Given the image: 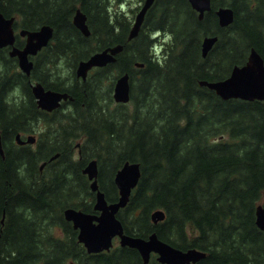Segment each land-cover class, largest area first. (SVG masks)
Listing matches in <instances>:
<instances>
[{
  "label": "trees",
  "instance_id": "1",
  "mask_svg": "<svg viewBox=\"0 0 264 264\" xmlns=\"http://www.w3.org/2000/svg\"><path fill=\"white\" fill-rule=\"evenodd\" d=\"M122 1L0 0L4 14L16 16V29L54 27L30 75L7 47L0 48V119L15 116L26 128L32 117L43 119L35 159L47 161L43 170L33 168L35 184L20 175V214L0 249V264H165L155 254L145 263L128 245L88 252L79 241L64 209L98 212L83 172L91 158H97L99 187L109 201L119 197L114 177L122 164H140L139 182L118 212L127 233L147 237L156 231L181 249L205 250L193 264H264V231L256 224V207L264 200V99H224L200 84L227 77L247 62L252 47L264 57V0H212L202 19L189 0H156L130 40L132 21L114 4ZM224 4L235 12L228 26L219 24L215 12ZM79 6L88 36L73 22ZM205 35L218 39L203 56ZM23 42L18 35L16 43ZM119 43L123 49L114 62L95 67L86 80L76 76L80 59ZM127 71L131 99L118 103L114 79ZM30 79L67 90L73 100L48 113L37 105ZM13 86L23 91L20 103L7 100ZM0 181L3 193L14 188L12 177ZM157 208L166 216L154 222Z\"/></svg>",
  "mask_w": 264,
  "mask_h": 264
},
{
  "label": "water",
  "instance_id": "2",
  "mask_svg": "<svg viewBox=\"0 0 264 264\" xmlns=\"http://www.w3.org/2000/svg\"><path fill=\"white\" fill-rule=\"evenodd\" d=\"M192 7L198 11L199 18H203L205 12L212 8L211 0H189ZM154 0H145L141 9L137 13L133 23L129 39L137 35L143 23L147 9ZM218 21L221 26H227L235 18L234 9L229 6H220L216 9ZM15 16H6L0 8V47L10 45L11 56L18 57L21 69L27 74L31 73L34 61L30 59V54H36L44 45H47L53 36L54 28L50 24H43L34 30L21 29L20 34L26 35L24 47L15 45L16 33L14 27ZM73 22L85 34H90L87 23V15L80 7L76 9ZM217 35H206L202 40V54L206 56L209 50L217 41ZM123 44L107 46L102 50L95 51L87 59H82L76 66V75L87 78L88 71L93 66H103L116 59V54L122 50ZM142 66V62L136 63ZM200 83L214 89L222 98L233 97L243 99H264V58L254 47L251 48L248 60L245 64L235 65L229 76L218 80L202 79ZM32 91L40 107L53 110L59 106L62 99L73 98L67 91H58L51 88L46 89L41 82L32 84ZM113 96L117 101L127 102L130 99V74L125 72L119 75L114 84ZM29 140L34 141L35 136L30 135ZM58 156L53 155L51 159ZM91 180L90 187L96 193L94 203L98 213L88 212L73 206L64 209L67 220L73 221L75 228H78V239L88 252H99L110 250L114 245V238L119 237L121 245H128L139 250L144 262L150 260L151 254L157 253V259L166 264H184L200 260L206 253L198 248L181 249L173 244L161 239L154 231L148 237L129 234L125 231L121 219L118 217L120 208L127 205L132 190L137 186L141 168L139 162L125 161L115 174V183L119 188V197L115 201H108L98 182V161L93 158L87 162L83 168ZM257 223L264 228V204L257 207ZM154 222L163 220L166 213L158 208L151 213Z\"/></svg>",
  "mask_w": 264,
  "mask_h": 264
},
{
  "label": "flooded vegetation",
  "instance_id": "3",
  "mask_svg": "<svg viewBox=\"0 0 264 264\" xmlns=\"http://www.w3.org/2000/svg\"><path fill=\"white\" fill-rule=\"evenodd\" d=\"M155 1L156 0H154V2ZM122 2H124V0ZM129 2H130V0H128V1L125 0L124 3H129ZM144 2H145V0H138V3L136 4V6L130 7V12H123L125 17L127 19H131V21H132V23L130 24V27L128 28V31H127V38L130 35V32H131L133 23L135 21V18L137 16V13L141 9ZM118 6H121V5L118 4ZM151 6L147 9L144 20H145L146 15H147L149 9L151 8ZM144 20H143V22H144ZM139 32H140V30H139ZM138 33H137V35H138ZM137 35H135L134 37H136ZM134 37H132L131 39H133ZM25 42H26V38H24V42L21 46H19L16 42H15V44L22 48V47H24ZM108 46H112V45H108ZM8 51H9V49H8ZM33 56L34 55H32V57ZM32 57L30 56V58L34 61V59ZM137 62H139V61H137ZM34 65H35V63H34ZM136 66H139V65L136 64ZM37 82H40V81L39 80H33V79H31L29 81L31 90H32V84L37 83ZM44 87L46 89L50 88V87H47L46 85H44ZM15 88H17V87L13 86L12 90H14ZM51 89L58 90V91H67V90H59V89H55V88H51ZM32 94L35 97L33 91H32ZM14 98H15L13 101L14 103H16V100L19 101L18 97H14ZM7 100H8V102H10L9 99H7ZM66 100H73V98H67L65 100H62L60 105L55 107L53 110H47V109H44L41 107H39V108L46 110L48 113H53L59 107H61L63 102ZM35 101L37 103L36 97H35ZM37 105H38V103H37ZM5 114L7 115L8 113H5ZM8 115L11 116L10 114H8ZM17 115H19V114H17ZM11 118L13 120L11 119L10 121L9 120L5 121V120L0 119V165L5 166L4 171L2 173H0V178H5V176L7 175L8 178L12 177L14 179L13 183L10 182V185L11 184L14 185L13 189H11V190L8 189L4 193L0 189V199L2 196L6 197L4 200L5 205H3V207L0 209V249L2 248V251H3V247L5 245V240L9 238L7 235L9 234V232H12L11 228L14 225V221L16 220V217L20 214V210H19L18 206H16L17 201L19 200V196L21 194L20 188H17V185L19 184V180L21 178L20 175H22L25 182L28 181V182H31L32 184H35L36 178H35V171L33 168L35 166H38L40 170H43L47 164L46 160H42V161L38 162V164H37L36 159H35L36 149H37V146H38L39 140H40V135L36 130V128H37L36 126L39 124V121H37L36 119H34L32 117L31 127L26 128L25 126L22 127L20 119L18 120L17 117H15V116H13ZM30 135L35 136L34 141L29 140ZM50 160H51V158H50ZM0 188H1V181H0ZM6 203H8L9 206L10 205L13 206V210L9 211L7 209ZM10 212L12 213V216H11ZM152 255H153V253H152ZM0 256H1V252H0ZM0 259H1V257H0Z\"/></svg>",
  "mask_w": 264,
  "mask_h": 264
},
{
  "label": "rangeland",
  "instance_id": "4",
  "mask_svg": "<svg viewBox=\"0 0 264 264\" xmlns=\"http://www.w3.org/2000/svg\"><path fill=\"white\" fill-rule=\"evenodd\" d=\"M128 1V0H127ZM124 2H125V0H124ZM138 3V0H130V2L129 3H124L123 5H122V7L121 6H118V4L117 3H114L115 4V7H117L118 6V8L122 11V12H130V7L132 6V7H134V6H136V4ZM129 14V13H128ZM64 75H66V71H64V73H63ZM68 76H69V73H68ZM69 81H67L66 83H68ZM10 93H9V95L7 96V99H9V101H10V103H13V101H14V97H18V100L19 101H17L16 100V103H19V102H21L22 100H23V91L19 88V87H17V88H15L13 91L11 90V91H9ZM16 103H14V104H16ZM37 127V132L39 133V131L40 130H42V129H45V127H46V123H45V121L43 120V119H41L40 121H39V124L36 126ZM77 146V145H76ZM60 229L58 228V231H59ZM33 238V237H32ZM115 243H119V240H118V238H116L115 239Z\"/></svg>",
  "mask_w": 264,
  "mask_h": 264
}]
</instances>
